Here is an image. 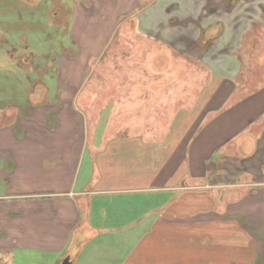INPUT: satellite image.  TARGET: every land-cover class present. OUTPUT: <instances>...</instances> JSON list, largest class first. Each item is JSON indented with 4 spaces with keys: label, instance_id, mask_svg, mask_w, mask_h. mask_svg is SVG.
Returning a JSON list of instances; mask_svg holds the SVG:
<instances>
[{
    "label": "crops",
    "instance_id": "crops-1",
    "mask_svg": "<svg viewBox=\"0 0 264 264\" xmlns=\"http://www.w3.org/2000/svg\"><path fill=\"white\" fill-rule=\"evenodd\" d=\"M98 1L102 7L106 6L102 8L103 13H108L110 3L119 4V0ZM122 1L120 4L127 3ZM200 2L218 4L221 8L216 7L209 13L193 11L186 16L181 9L180 28L174 29L172 24L166 26L165 42L157 44L174 60V52L193 51L201 38L216 37L208 48L202 46L204 55L199 63L206 69L208 79L203 78L204 86L195 105L180 109L184 110L182 117L186 116V122L181 124L179 134L166 140L164 146L145 147L143 140L127 139L116 141L110 145V150L93 156L87 140L88 124H84L87 120L77 105L80 93L75 89L80 81L75 77L58 79L65 88L50 96L40 94V90L37 93L35 86L26 88L25 104L20 102L22 95L0 92V252H13L0 254V264L10 263V260L12 264L16 260L23 262L18 259L21 252L33 250L40 252V259L49 264H220L219 252L206 255L203 251L211 240L217 241L214 237H219L217 233L221 230L214 227L221 224L239 229L238 235L242 237L249 236L254 248L248 264H263L257 253L258 239L252 233L254 230L250 231L251 224L246 220L240 222L230 212V215L216 214L205 205L190 207V210V201L183 199L185 191L191 190L197 195L196 205L199 206L198 201L204 202V195H213V191L264 185V51L253 60L248 46L242 44L254 25L264 27V16L247 9L255 3L249 0L234 2L231 7L229 0L172 1L185 7L190 3L196 7ZM177 9L180 8L177 6ZM5 13H0V53L6 49L10 60L14 61V51L19 47L24 48L26 44L25 49L29 50V40L24 37L28 26L14 31L11 21L5 20ZM24 17L23 13H18V20ZM79 18L86 19L83 14ZM148 22L151 24L150 19ZM66 23L68 27L59 29L67 35L75 23L71 25V18ZM6 45L11 49L5 48ZM32 45L37 50L40 46ZM244 47L247 53L242 57L238 52ZM156 48L152 58L157 62L161 56ZM34 52L26 53L30 65L24 64L25 68H40V59ZM179 57L181 71L193 67L187 57ZM70 60L75 63L72 52L68 56ZM250 67H261L260 73L253 76L242 72ZM172 81V77L164 75L157 83L166 85ZM182 83L189 81L184 79ZM36 85L40 87V80ZM166 89L162 93L146 94L149 108L163 109L161 115H167V107L173 99L172 92L167 93ZM142 96L145 95L138 94ZM137 105L140 104L134 103L135 113H138ZM139 108L141 110V105ZM14 115L16 119L8 121ZM96 130L95 127L93 131ZM142 146L145 150L141 154ZM88 154L91 156L87 157ZM121 157L132 165L124 166L126 172L118 174L117 167L109 164ZM157 157L164 164V170L159 169L161 172L146 165L156 162ZM181 161L184 168L176 170L175 177L177 181L187 179L190 168L193 185L172 186V176L171 185L166 184V187L141 188L140 180H162L163 175H168L166 165ZM142 164L148 168L142 170ZM84 171L88 173L82 175ZM242 176L248 181L239 183ZM202 189L206 192L199 193ZM146 192L169 195V199L161 205H151L140 216L131 214L139 212L130 209L131 203L124 202L118 208L121 198L135 200L133 196ZM174 192L182 195L176 205L173 204ZM135 202L139 210V202ZM206 211L212 212L211 215L205 214ZM178 224L191 231L183 246L172 241L173 229ZM206 226L210 227L207 231ZM199 234L201 239L196 238ZM177 247L179 251L174 252Z\"/></svg>",
    "mask_w": 264,
    "mask_h": 264
},
{
    "label": "rangeland",
    "instance_id": "rangeland-1",
    "mask_svg": "<svg viewBox=\"0 0 264 264\" xmlns=\"http://www.w3.org/2000/svg\"><path fill=\"white\" fill-rule=\"evenodd\" d=\"M126 1L127 3L124 5L120 4L123 2L122 0H119V4L110 3L108 13H103L104 9L102 8L106 6L102 7L98 0H32L30 2L29 0H0V13L6 12L7 16L4 18L11 21L14 31L19 27L28 26L24 37L29 40L30 44L29 50L19 47L17 52L14 51L13 55L16 57V59H13L14 61L10 60L6 49L3 53H0V92L6 91L13 96L22 95L24 98L20 102L25 104L26 88L32 89L35 86L37 93L40 90V94L50 96L54 91L63 92L65 88V86L62 88V83L58 79L68 78L69 76H71V79L74 77L78 79L80 85L77 84V90L75 89V91L80 93L77 97L80 100H78L77 105L80 114L87 120V123L84 124H88L87 140L90 147L92 146L89 150L93 156L110 150L112 143L127 139L131 142L143 140L145 147L153 144L154 147L164 146L166 140L172 136L174 139L179 134L181 124L186 122V116L185 118L182 117L184 110L180 109L183 107L191 108L195 105L198 94L204 86L202 80L203 78L208 79L206 69L201 67L199 62H201L200 60L204 55L203 48H208L207 46H210L216 37L201 38L193 51L174 52V60L167 56L163 48H158L157 44L165 42L166 36L163 31L166 26L172 24L175 26L174 29L180 28L181 9L185 10L183 16L193 11L209 13L216 7L221 8L218 4H210L209 1L207 3L200 2L195 7V4L190 3L186 8L181 3L178 5L173 4L172 1L175 0ZM257 1L254 4L251 3L247 9L254 11V13L261 12L264 16V0L259 5ZM177 6L180 8L179 10ZM171 10H174L173 13ZM240 11L244 13L243 9H240ZM18 13H23L24 19L18 20ZM82 14L86 18L85 20L79 18ZM147 17H149L151 24H149ZM176 17L178 20L174 21L173 18ZM70 18L71 25L75 24L74 28H70V33L66 35L59 27L61 29L64 26L68 27L66 21ZM85 22L87 23L85 24ZM78 24L83 26L78 27ZM75 25H77V28ZM263 28L261 24L254 25L251 33L245 37L242 43L243 46L244 44L248 46L253 60H257L258 56L261 55L260 52L264 51ZM15 39L17 42L19 35ZM27 40L24 39V41ZM33 43L40 45L38 50L32 45ZM202 46L204 47L202 48ZM155 47L160 50L158 56H161V58L158 57L157 62L156 58H152ZM5 48L11 49L7 45ZM67 49L72 50L67 52ZM32 50H35L34 55H37L40 59V68L37 66L34 68L20 66L17 63L19 58L29 51L32 52ZM71 52L74 53L75 63L72 60L68 61ZM5 53L8 57L5 56ZM238 53L244 57L247 48H242V52ZM181 55L187 57L193 67L190 66V69L181 71V58L179 57ZM59 59H61V63H58ZM182 60L184 61V59ZM160 61L161 64H159ZM23 64L30 65V61L23 62ZM172 64L173 68H171ZM176 64L178 65L176 66ZM185 70H188L189 73H184ZM260 70L261 67H250L248 69L244 68L242 72L254 76L259 74ZM39 71L40 75L38 74ZM164 75L172 77V83L166 85L157 83ZM35 79L38 81L34 84L30 82ZM184 79L188 80L190 84H183ZM39 80L40 87H37L39 85L36 84L39 83ZM165 88H167V93L172 92L173 99L167 107V115H161L163 109L157 108V106L155 110L149 108L146 94L151 91L157 94L162 93ZM49 91L50 94H48ZM139 93L145 96L138 97ZM89 102L93 103V106L88 107ZM134 103L141 105V110L140 105L135 107L138 113L133 110ZM151 110L153 113L150 112ZM16 115L10 117L8 121L15 120ZM95 127L97 130L93 131ZM145 147L142 146L141 150L138 149L141 154ZM146 149L149 150L150 148ZM90 156L87 155V157ZM124 158L126 160V157ZM109 165L112 168L117 167V173L122 174L126 172L124 166L129 167L132 164L126 163L121 157L114 159ZM146 165L157 170L160 168L164 170V164L160 163L158 157L156 162ZM141 166L142 170L148 168L144 164ZM166 167L167 176L163 175L162 180L159 178L146 182L140 180L141 188L150 189L148 188L149 185L152 187L159 185L166 187V184L171 185L170 179L172 176V186L181 188L183 184L191 186L195 183L190 168H188L189 177L177 181L175 177L176 170L184 168V161L178 164L173 163V165L170 163ZM159 172L161 171L159 170ZM85 173L88 172L84 171L82 175ZM247 181L248 179L244 176L239 179V183ZM203 190H198V192L201 193ZM203 192L205 193L206 190ZM158 194L146 192L133 196L132 199L139 202V210H137L135 200H130L127 197L119 198L122 202L118 205V208L124 202L131 203L130 209L139 211L131 214L135 216L143 215L151 205H161L169 199V195L166 197ZM181 198L182 195L174 192L173 204L176 205V202ZM196 198L197 195L191 190L185 191V195H183V199L186 201L188 199L190 204H194L192 206L188 204L189 209L190 207L193 209L205 205L206 209L213 208L212 212L216 214L230 215L228 214L230 212L240 222L246 220L251 224L250 231L254 230L252 233L258 239L257 253L262 257L261 262L264 264V185L256 186L254 184V186H243L241 188L227 187L213 191V195H204V202L198 201L199 206L196 205ZM146 200H150V202H146ZM212 212L206 211L205 214ZM222 218L227 219V217ZM176 227L173 229L172 241L174 244L183 246L185 245L184 240L187 241L191 231H187L185 227L180 228L179 224ZM209 228L206 226L205 231ZM214 228L220 229L221 232L217 233L219 237H216V235L214 237L217 241L211 240L210 244L203 246L204 254L207 255L208 252L217 254L219 252L220 264H248L254 248V242L251 241V238L249 236L242 237L238 235L239 229L227 228L223 224L215 225ZM193 230L197 232L196 229ZM200 234L195 237L201 239ZM179 249V247L175 248L174 252L179 251ZM21 253L18 259H22L23 262L16 260L13 264H49V262L40 259V252L37 250ZM0 254L11 255L13 252L7 250L0 252ZM7 264H12L11 260Z\"/></svg>",
    "mask_w": 264,
    "mask_h": 264
},
{
    "label": "flooded vegetation",
    "instance_id": "flooded-vegetation-1",
    "mask_svg": "<svg viewBox=\"0 0 264 264\" xmlns=\"http://www.w3.org/2000/svg\"><path fill=\"white\" fill-rule=\"evenodd\" d=\"M230 1V5H232V3H234V2H238V1H240V0H229ZM249 1H254V2H256L257 0H249ZM259 5V4H258ZM260 9H261V7H260ZM22 47H23V45H22ZM24 48H26V44H24ZM24 59H25V62H28L29 61V58L27 57V55L26 54H23L20 58H19V61H17V63H19L20 64V66H24V64H23V62H24ZM27 60V61H26Z\"/></svg>",
    "mask_w": 264,
    "mask_h": 264
},
{
    "label": "water",
    "instance_id": "water-1",
    "mask_svg": "<svg viewBox=\"0 0 264 264\" xmlns=\"http://www.w3.org/2000/svg\"><path fill=\"white\" fill-rule=\"evenodd\" d=\"M66 264H68V263H66Z\"/></svg>",
    "mask_w": 264,
    "mask_h": 264
}]
</instances>
